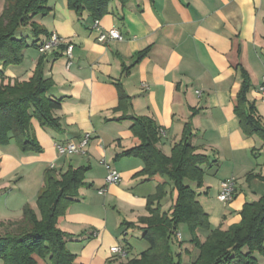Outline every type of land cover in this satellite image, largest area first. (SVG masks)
Wrapping results in <instances>:
<instances>
[{
	"label": "crops",
	"instance_id": "obj_1",
	"mask_svg": "<svg viewBox=\"0 0 264 264\" xmlns=\"http://www.w3.org/2000/svg\"><path fill=\"white\" fill-rule=\"evenodd\" d=\"M4 4L0 0V14ZM47 7V15L34 18L46 34L26 40L20 65L0 64V84L27 81L41 61L43 77L52 81L47 96L60 104L53 111L59 127L31 119L30 136L39 153H21L13 140L0 146V224L19 221L25 206L38 215L36 199L48 170L83 167L84 185L58 223L66 250L74 256L73 264H125L132 247L120 240L126 241L129 229L135 234L140 230L126 223L147 216V198L165 182L159 176H138L141 159L120 157L139 145L131 118L153 121L157 147L167 157L190 124L195 153L208 159L196 200L211 230L238 224L243 205L264 196V145L243 135L234 114L246 81V98L264 120L257 90L264 78V0H108L97 29L92 13L73 12L68 0H49ZM111 29L122 39L100 42L99 32ZM51 33L72 44L68 67L63 46L43 56L37 52V43ZM85 134L90 139L84 154L60 155L55 148L78 145ZM101 160L120 174L117 184L105 183ZM229 178L235 180L234 196L223 204L216 197L220 182ZM166 183L162 212H170L176 198L173 184ZM207 235L198 231L199 242ZM191 240L186 224L171 236L172 253L181 264H191L198 255ZM113 246L126 249L127 256H114ZM247 252L246 247L241 250L242 255ZM251 257L264 264V253ZM33 258L36 264H50L48 258Z\"/></svg>",
	"mask_w": 264,
	"mask_h": 264
},
{
	"label": "trees",
	"instance_id": "obj_2",
	"mask_svg": "<svg viewBox=\"0 0 264 264\" xmlns=\"http://www.w3.org/2000/svg\"><path fill=\"white\" fill-rule=\"evenodd\" d=\"M48 1L5 0L0 14L2 68L22 63L23 51L28 48L26 39L20 36L22 28L29 27L34 38L46 34L34 18L47 15ZM68 7L77 14L86 9L98 20L107 13L108 0H68ZM34 44L35 41L31 46ZM51 87L52 81L43 77L41 61L27 81L0 84V146H6L13 140L21 153L41 152L30 136V123L35 118L42 126L58 129L53 111L60 104L47 96ZM248 89L249 85L244 81L236 96L234 114L243 135L257 137L264 145V120L257 114L254 105L248 102ZM131 120L130 130L139 140V145L124 151L120 157L141 159L143 169L138 176L145 180L159 176L171 182L176 198L170 212H162L161 202L166 197L167 184L163 182L158 185L156 193L147 198V216L138 218L136 223H126L128 227H137L142 231V238L149 247L125 264H181L175 260L170 242L171 236L176 237L180 224L189 227L191 242L199 251L191 264H231L234 259L236 264H257L251 255L264 253V196L243 205L238 224L227 230H211L208 215L196 200V192L186 184L189 181L198 188L203 186L202 167L208 161L205 155L195 153L190 124L185 126L179 143L167 157L157 147V130L153 121L149 118ZM85 172L83 167L69 168L64 173L48 170L44 187L36 199L38 215L25 206L19 221L0 224V228L7 229L0 235V260L4 264H36L34 255L48 258L50 264H73L74 256L66 250L65 234L58 228V223L84 185ZM198 231L208 232L203 243L199 242ZM244 247L248 252L242 255Z\"/></svg>",
	"mask_w": 264,
	"mask_h": 264
},
{
	"label": "built area",
	"instance_id": "obj_3",
	"mask_svg": "<svg viewBox=\"0 0 264 264\" xmlns=\"http://www.w3.org/2000/svg\"><path fill=\"white\" fill-rule=\"evenodd\" d=\"M98 27V20L93 22V28L97 29ZM122 37L120 36L119 32L116 29H111L106 32H99L98 40L100 42H104L107 40H121ZM64 47V53L67 57V67L71 63L72 58V49L73 46L71 43H67L65 39L57 35L56 33H51L48 37L40 42L37 43L36 49L37 52L43 56L49 54L53 51L56 47ZM145 87V85H143ZM258 93L260 95L261 101L264 102V78L262 79V83L258 87ZM199 95V93H198ZM159 136H165L164 130L158 131ZM90 139L89 134H85L78 145L74 144H65V145H57L55 148L57 149L60 155L64 154H84V147L87 145ZM106 168V176H105V183L107 185L117 184L120 181V174L113 168H111L105 161L101 160L99 162ZM235 191V180L234 178H229L220 182L219 185V192L217 194V200L223 204H228L233 200ZM100 193H104V190H100ZM110 252L116 256L117 258H125L127 256L126 249L113 246L110 248Z\"/></svg>",
	"mask_w": 264,
	"mask_h": 264
},
{
	"label": "rangeland",
	"instance_id": "obj_4",
	"mask_svg": "<svg viewBox=\"0 0 264 264\" xmlns=\"http://www.w3.org/2000/svg\"><path fill=\"white\" fill-rule=\"evenodd\" d=\"M20 36L25 38L27 41H28V39L33 38L32 31H31V29L29 27L28 28L27 27L26 28H22L20 30ZM30 46H31V44H30ZM165 182H167V181H165ZM162 183L163 182H161L158 185H161ZM186 184L189 185L196 192L197 197H199V195H201V193H199V191H198V190L201 189V187L198 188L196 184H193V183H191L189 181H186ZM158 185H157V187H158ZM5 189H9V188L6 187ZM4 190H2V191H4ZM1 193H3V192H1ZM5 230H7V229L6 228L5 229L4 228H0V235H2L5 232ZM141 235H142V231L141 230H139L135 234V232L132 229H129V234L126 236V241H123L122 239L120 240L124 244L127 243V245H129V246H127V248L129 250H130V247H132V249L128 253V258H127L126 261L134 259L136 255H138L139 253H142V251H145L148 248V246H149L148 242L145 239H143L141 237ZM1 262H3V261L1 260ZM3 264H4V262H3Z\"/></svg>",
	"mask_w": 264,
	"mask_h": 264
}]
</instances>
